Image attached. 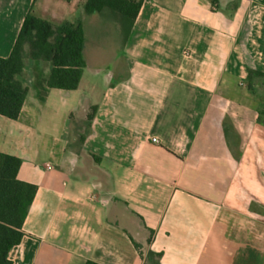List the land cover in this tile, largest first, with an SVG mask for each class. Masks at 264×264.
Masks as SVG:
<instances>
[{
	"label": "crops",
	"instance_id": "crops-1",
	"mask_svg": "<svg viewBox=\"0 0 264 264\" xmlns=\"http://www.w3.org/2000/svg\"><path fill=\"white\" fill-rule=\"evenodd\" d=\"M86 1L0 0V57L29 12L86 38L77 90L49 88L52 64L27 47L21 115H0V153L37 187L12 264H264V124L247 87L264 73V0H145L126 42ZM88 20L119 48L91 40L89 58Z\"/></svg>",
	"mask_w": 264,
	"mask_h": 264
},
{
	"label": "trees",
	"instance_id": "trees-1",
	"mask_svg": "<svg viewBox=\"0 0 264 264\" xmlns=\"http://www.w3.org/2000/svg\"><path fill=\"white\" fill-rule=\"evenodd\" d=\"M144 1L87 0L84 9L87 15L109 14L120 25L126 42ZM85 45V31L81 22L54 25L29 12L11 55L8 58L0 57V115L11 120H17L21 115L29 92L19 79L24 70L27 47L31 59L52 64L49 88L75 91L87 67ZM256 81L264 82V73L251 68L247 87L258 96ZM95 111L93 109V114ZM259 114V123L264 124V113L260 111ZM21 166L20 158L0 153V264H12L10 252L23 240L24 224L37 193L35 185L19 179ZM86 264L98 263L88 261Z\"/></svg>",
	"mask_w": 264,
	"mask_h": 264
},
{
	"label": "rangeland",
	"instance_id": "rangeland-1",
	"mask_svg": "<svg viewBox=\"0 0 264 264\" xmlns=\"http://www.w3.org/2000/svg\"><path fill=\"white\" fill-rule=\"evenodd\" d=\"M109 19L113 21L112 18ZM85 24H86L87 37L90 42V48L88 51L89 58L93 56V52L95 51V49L92 47L91 40L103 41L105 44L108 43V45H111L112 41H114L112 44L113 48H117V49L119 48L120 40L118 36L120 34L118 35V33L115 31V28L108 25L106 26L103 25L104 27L102 26V29L100 30L97 28L95 24H92V22L89 20ZM256 89L258 93L257 98L260 101V111L264 113V82L256 81ZM263 121H264V116H263ZM146 253H148V248L146 249Z\"/></svg>",
	"mask_w": 264,
	"mask_h": 264
},
{
	"label": "built area",
	"instance_id": "built-area-1",
	"mask_svg": "<svg viewBox=\"0 0 264 264\" xmlns=\"http://www.w3.org/2000/svg\"><path fill=\"white\" fill-rule=\"evenodd\" d=\"M152 141H153V143H155V144H158V143H159V140H158L157 138H154ZM49 168H51V167H49Z\"/></svg>",
	"mask_w": 264,
	"mask_h": 264
}]
</instances>
